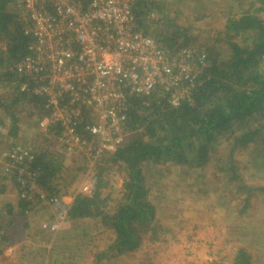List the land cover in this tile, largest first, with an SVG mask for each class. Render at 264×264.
Masks as SVG:
<instances>
[{
    "label": "trees",
    "instance_id": "obj_1",
    "mask_svg": "<svg viewBox=\"0 0 264 264\" xmlns=\"http://www.w3.org/2000/svg\"><path fill=\"white\" fill-rule=\"evenodd\" d=\"M130 2L136 31L154 39L168 54L179 47L193 49L190 46L193 35L178 24L170 23L167 14H163L165 8L159 0ZM10 3L11 0H0V42L2 37H6L5 45L0 44V85L8 89L9 95L7 101L0 98V136L15 140L19 133V120L16 119L18 105L33 110L29 114L33 122L29 120L30 126H25L36 137L42 136L37 130L36 121L47 115L48 111L43 98L19 90L23 85L26 90L35 86L30 76L19 74L14 68L29 54L31 40L24 33L21 18L13 13ZM259 3L264 5V0H259ZM260 11H263L262 7L235 15H223L226 17L221 33L229 50L227 56L216 48L218 40L202 49H193L204 54L205 67L188 99L171 106L169 94L160 89L147 96L133 95L127 98L123 142L113 153L103 157L104 162L121 169L119 198L114 204L107 205L113 194L108 197L103 193L104 176L99 168L93 193L90 196H76L67 212V222L91 219L109 230L112 238L106 252L97 254L94 264L105 258L135 251L141 233L150 232L152 239H158L157 233L162 226L155 221L156 206L149 199L153 187L146 184L143 174L147 165L186 166L188 172H200L197 169L205 167L214 149H217L218 138L228 134L231 151L252 145V150L257 151L258 169L264 167V68L260 67L264 60V19L258 16ZM242 36L246 39L237 43L235 38ZM30 147L36 152H31L34 155L31 171L38 174L43 188L57 192L56 187H51L54 177L60 172L57 157L40 144L34 143ZM1 166L2 161L0 195L8 189L15 191L9 178L2 175ZM216 168L218 172H230L228 185L236 182L235 169H230L228 164ZM74 170L71 168L68 172ZM235 190L237 194H244L241 213L247 209L254 193L264 194V187L254 188L243 184L237 185ZM0 212L6 216V219L0 216V231H5L15 227L18 215H29L34 208L17 197L15 203H3ZM54 236L56 233L51 235ZM5 237V233L0 234V242H6ZM232 255L231 261L226 264H252V256L246 247L233 250ZM210 264L223 263L221 260Z\"/></svg>",
    "mask_w": 264,
    "mask_h": 264
},
{
    "label": "built area",
    "instance_id": "obj_2",
    "mask_svg": "<svg viewBox=\"0 0 264 264\" xmlns=\"http://www.w3.org/2000/svg\"><path fill=\"white\" fill-rule=\"evenodd\" d=\"M130 1L11 0L31 40L14 68L35 84L19 90L45 101L48 114L36 121L42 136L35 141L57 157L60 172L51 187L58 191L43 188L31 171L30 146L14 143L1 157V173L19 200L48 208L49 219L39 226L49 234L66 222L76 196L93 193L103 157L123 142L127 98L160 89L177 106L204 70L203 53L179 47L168 54L136 31ZM71 168L79 182L63 193L62 175Z\"/></svg>",
    "mask_w": 264,
    "mask_h": 264
},
{
    "label": "rangeland",
    "instance_id": "obj_3",
    "mask_svg": "<svg viewBox=\"0 0 264 264\" xmlns=\"http://www.w3.org/2000/svg\"><path fill=\"white\" fill-rule=\"evenodd\" d=\"M159 1L170 23L178 24L193 35L190 42L193 49H202L218 40L216 48L223 56L229 53L224 43L225 36L221 33L224 14L235 15L262 7L263 11L258 16L264 19V5L259 0ZM243 39L246 37L235 38L237 43H242ZM4 40L5 36L0 42L2 46L5 45ZM260 67L264 68V60ZM8 96V89L0 85V98L7 101ZM16 108L18 137L11 140L0 136V161L12 144L34 146L39 141H35V134L25 126L33 122V118L29 117L33 110L20 105ZM235 133L239 134L238 131ZM227 136L218 138L217 149H214L208 164L197 169L200 172H188L186 166L170 164L147 165L144 168L146 184L153 187L149 199L156 206L155 221L162 226V232L157 233L158 239H153L155 245L149 242L152 241L150 232L141 233L135 250L141 247L142 251L127 253L122 259L111 258L109 264H135L137 260L138 264H160V247L165 246L162 244L164 238L172 243L173 248L179 247V254L185 260L182 264H187V258H191L189 262L195 260L194 263L203 264L204 257H209L210 263L222 260L226 264L233 257L232 251L239 247H246L252 256V264H264V194L254 193L247 209L241 213L244 194L235 192L240 184L264 187V165L260 166L263 167L261 170L258 169L257 151L252 150V145L231 151ZM226 164L237 174L236 182L230 185L227 184L230 172H218L216 168ZM230 164L233 165L230 167ZM101 174L105 184L102 191L108 197L113 194L107 204L112 205L119 198L121 169L110 162H103ZM61 181L62 190L68 191L79 182L70 173L62 175ZM161 196L163 198L158 199ZM16 197L8 189L0 195V209L5 202L15 203ZM33 208V213L17 216L15 227L0 231V234H6V242H0V264H94V257L106 252L112 236L99 222L91 219L66 221L56 236L51 237L52 234L42 231L39 226L49 219L48 208L44 205ZM0 216L6 219L3 212ZM152 244L156 249H150ZM104 260L97 264H104Z\"/></svg>",
    "mask_w": 264,
    "mask_h": 264
},
{
    "label": "crops",
    "instance_id": "obj_4",
    "mask_svg": "<svg viewBox=\"0 0 264 264\" xmlns=\"http://www.w3.org/2000/svg\"><path fill=\"white\" fill-rule=\"evenodd\" d=\"M69 173L72 174V172H69ZM62 192L63 193H67L69 191H66L65 189H63ZM13 195L16 197L15 191H13ZM149 242L153 243L155 241H153V239H152V241H149ZM153 244L155 245V243H153ZM153 244L151 245L150 249H152V248L156 249ZM162 244L165 245V246H161L160 247L161 248L160 249L161 250L160 254L162 256L161 260H160L161 261L160 264H182L185 261L184 257L182 258V256L179 254V252H180L179 251V247L176 246V248H173L172 243L169 240H167L166 238L163 239V243ZM137 250H135V252ZM138 251L139 252L142 251L141 247H140V250H138ZM122 257H123V255L122 256H118V258L117 257H112V258H114V259H122ZM190 259L191 258H187V264H201V263H194L195 260L192 261V262H189ZM110 260H111V258H105L104 264H109ZM210 262H211V260L209 259V257L208 258L204 257L203 264H208ZM89 263L90 262H88L86 264H89ZM135 264H138V260L135 262Z\"/></svg>",
    "mask_w": 264,
    "mask_h": 264
}]
</instances>
